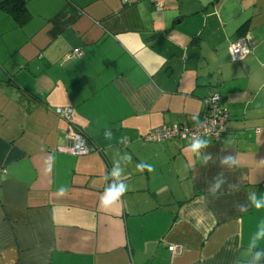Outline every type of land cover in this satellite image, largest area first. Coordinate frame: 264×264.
Here are the masks:
<instances>
[{
	"label": "crops",
	"instance_id": "0c3cea01",
	"mask_svg": "<svg viewBox=\"0 0 264 264\" xmlns=\"http://www.w3.org/2000/svg\"><path fill=\"white\" fill-rule=\"evenodd\" d=\"M26 8L23 23L0 8V264H245L264 221V210L237 211L264 193V0ZM246 35L251 51L233 61L229 47ZM212 91L229 112L224 136L202 138L198 153L190 139L143 141L155 127L196 122ZM57 108H72L71 123ZM71 124L99 151H62ZM228 153L239 168L220 166ZM209 154L215 163L203 162ZM221 172L238 190L210 192ZM113 183L128 190L104 208Z\"/></svg>",
	"mask_w": 264,
	"mask_h": 264
},
{
	"label": "built area",
	"instance_id": "2783aa9c",
	"mask_svg": "<svg viewBox=\"0 0 264 264\" xmlns=\"http://www.w3.org/2000/svg\"><path fill=\"white\" fill-rule=\"evenodd\" d=\"M128 0H124L127 2ZM250 35L237 38L229 47L231 59L237 61L251 51ZM75 56L81 57L80 49L73 50ZM72 108H57L56 114L71 123ZM229 128V112L222 104V97L218 92H209L203 99V109L199 119L192 124H171L153 128L143 137L144 142H165L169 139H190L203 137L219 138ZM68 145L62 151L73 155H86L98 152L87 136L75 125H70L67 133ZM169 250L177 252L178 248L169 246Z\"/></svg>",
	"mask_w": 264,
	"mask_h": 264
},
{
	"label": "clouds",
	"instance_id": "9594fccd",
	"mask_svg": "<svg viewBox=\"0 0 264 264\" xmlns=\"http://www.w3.org/2000/svg\"><path fill=\"white\" fill-rule=\"evenodd\" d=\"M196 119V117H194ZM105 137L107 139L111 138V133H105ZM208 141L196 138L192 141L190 144V148L193 152L198 153L201 149L208 146ZM54 156H50L46 161V168L45 172L49 173L52 170V165L54 163ZM130 159V157H129ZM220 166H226L229 169H236L239 168L241 165L240 159L232 154L228 153L227 155H223L218 157ZM209 161H212L213 163L216 162V160L213 158L211 154L204 157L203 162L207 164ZM145 169H147L149 172L153 171L152 165H146V164H140L137 165V170L140 172H143ZM112 175L114 177L120 176V171L114 167V170L112 172ZM227 183L229 190L236 191L237 186L232 183L227 182V178L225 177L224 173H218L212 178L211 185H210V192L213 195L216 194H222L220 192L223 185ZM128 190V186L125 183H113L109 187H107L103 193V196L100 199V203L102 207L109 208L113 204H115ZM67 192V188L64 186H61L57 192V196H64ZM249 207L254 208L256 210H264V193H257L256 191H253L248 194L246 202L240 203L237 206V211L240 213H247L249 211ZM264 242V221H261V223L258 225L257 230L251 235L250 239L247 243V248L245 251V255L247 257V260L245 261V264H262L264 262V247H261V243Z\"/></svg>",
	"mask_w": 264,
	"mask_h": 264
},
{
	"label": "trees",
	"instance_id": "16d2710c",
	"mask_svg": "<svg viewBox=\"0 0 264 264\" xmlns=\"http://www.w3.org/2000/svg\"><path fill=\"white\" fill-rule=\"evenodd\" d=\"M0 8L6 11L7 13L13 15L16 18V20L20 23L25 22L27 18L26 0H2L0 1ZM212 92H217V91H212ZM229 121H230V116H229ZM209 138H214V137H209ZM214 139H218V138H214Z\"/></svg>",
	"mask_w": 264,
	"mask_h": 264
}]
</instances>
